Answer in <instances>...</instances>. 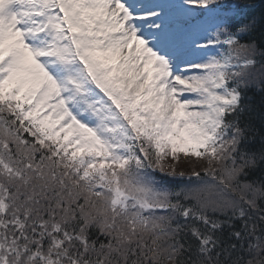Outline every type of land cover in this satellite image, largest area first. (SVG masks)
I'll list each match as a JSON object with an SVG mask.
<instances>
[{"label":"snow or ice","instance_id":"1","mask_svg":"<svg viewBox=\"0 0 264 264\" xmlns=\"http://www.w3.org/2000/svg\"><path fill=\"white\" fill-rule=\"evenodd\" d=\"M0 0V264H264V11Z\"/></svg>","mask_w":264,"mask_h":264},{"label":"trees","instance_id":"2","mask_svg":"<svg viewBox=\"0 0 264 264\" xmlns=\"http://www.w3.org/2000/svg\"><path fill=\"white\" fill-rule=\"evenodd\" d=\"M252 3L254 4L253 11L257 16H259L261 11H264V0H252Z\"/></svg>","mask_w":264,"mask_h":264}]
</instances>
